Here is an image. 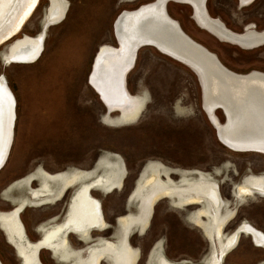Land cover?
<instances>
[{"label": "rangeland", "instance_id": "1", "mask_svg": "<svg viewBox=\"0 0 264 264\" xmlns=\"http://www.w3.org/2000/svg\"><path fill=\"white\" fill-rule=\"evenodd\" d=\"M60 1L66 7L62 20L46 24L51 0H40L22 32L0 47V77L6 78L16 100L13 142L7 162L0 170V213L13 212L15 208L8 197L10 191L6 192L12 183L14 190L15 184L34 171L52 179L77 173L88 176L92 173L88 171L95 168L99 159V162L104 160L106 154L120 158L126 167L120 189L109 195L94 194L102 203L107 223L116 228L118 219L136 213L135 206L128 205V197L142 169L150 162L170 169L204 173L221 169L215 179L221 197L229 203L235 198L236 186L246 176L264 174L263 154L235 152L221 144L214 124L203 110L202 88L197 76L159 50L141 48L134 69L127 74L130 95L146 99L142 113L133 123L119 122L121 114L110 113L89 85L98 52L104 47H119L114 33L117 17L123 11H134L156 0ZM207 2L208 16L219 19L230 31L237 34L264 31V0H254L249 6L240 0ZM166 11L185 35L216 55L229 71L239 75L253 71L264 74V47L246 50L217 39L199 27L186 4L170 2ZM40 36H43V48L36 61L13 64L4 61L3 53L9 46ZM213 115L225 125L221 110ZM95 175L93 171L91 179ZM176 178L172 177L174 181ZM32 184L34 189L39 187L37 182ZM70 187L75 188V184ZM14 195L19 197L17 193ZM66 201L26 207L20 216L31 241L38 242L43 237L36 231L41 224L54 218L60 217L57 222L63 219ZM232 206L236 208V220L228 224L229 229L248 223L264 234V196L257 194L237 205L233 201ZM91 208L87 201L81 206L86 215H91ZM197 208L176 209L163 199L153 207L146 232L139 235L145 239L138 240L135 247L146 250L151 240L162 241L169 261L202 264L211 253L207 232L202 227L205 223L198 218L195 224L186 220V214ZM77 214L81 218L80 210ZM226 228L224 234L228 236L232 232L226 234ZM71 243L76 250L85 247L72 240ZM40 258L42 264H60L47 251L42 250ZM221 260V264H264V246L259 247L252 237L242 235ZM0 261L20 264L1 230Z\"/></svg>", "mask_w": 264, "mask_h": 264}, {"label": "bare ground", "instance_id": "2", "mask_svg": "<svg viewBox=\"0 0 264 264\" xmlns=\"http://www.w3.org/2000/svg\"><path fill=\"white\" fill-rule=\"evenodd\" d=\"M39 1L0 0V47L13 41L22 32L37 9ZM157 1L160 0L142 5L143 7L151 5V7L143 9L140 13H134V15L125 13L116 27L120 42L119 47L117 49L104 47L98 52L90 82L100 93L107 110L112 114H121L119 122L124 124L133 123L139 118L146 99L145 97L134 98L130 95L127 90L126 77L135 67L136 56L140 51L136 52L138 44L140 42L150 43L156 46L161 53L191 65L197 73L203 90V108L227 148L235 152H253L264 155V74L253 71L246 75H239L229 71L221 64L220 67L225 72L222 71L215 63L216 58L218 59L216 55L197 43L206 55L186 44L181 35L187 40L190 38L184 34L178 22L168 16L167 11L163 9L164 6L160 4L161 2L156 3ZM173 1L182 4L192 3L195 8L194 18L199 27L215 35L221 41L246 50L264 47V32L250 30L243 34H237L230 31L219 19L212 20L208 16L206 7L204 9V6H201L202 0ZM240 2L249 6L253 0H240ZM49 8L46 24H53L63 19L66 10L63 2L51 0V7L49 6ZM42 48L43 36L36 39L26 38L14 46H9L7 51L3 53V59L11 64L31 63L40 57ZM15 106L16 100L12 91L8 84L6 85L5 78L0 77V167L5 166L13 142ZM216 107H221L224 110L227 117L225 125H221L213 115ZM111 122L114 123V121ZM120 174L121 171H116L114 174L113 189L117 185ZM33 179L36 181L41 179L44 186L38 191H29L31 202L27 199H21L17 203L15 202L17 207L13 209V212L0 213V219L3 222L2 229L8 240L18 248L22 264H42L40 258L42 250H51L55 257H60L65 262L70 261L68 264H77L73 262L74 256L65 249V237L70 232H76L86 237L92 229L104 225L100 203L89 194L94 185L107 183V178L100 177L90 184L81 186V191L71 206V213L66 223L63 226L53 227L51 232L44 234L36 243H31L27 236H24L23 223L18 217L19 211L24 207L45 202L48 194H54L51 195V200L58 198L55 196L58 194L48 190L55 188V191H59L61 187L66 189L76 182L84 180L85 177L83 174L77 173L69 176H57L52 179V177L36 173ZM59 183L63 185L59 186ZM252 185L255 193L264 196V190L261 189L264 188V177L253 180ZM187 187L189 188L179 187L175 193H190L194 198L191 200L192 203L205 202L211 206L208 215H205L207 216V223L205 226L202 225L203 230L207 232V236L211 240V253L203 264H221V259L235 247L241 235L252 237L255 245L259 247L264 246V234L258 232L248 223H242L229 236H223L225 235L223 228L229 221L231 212L228 211L224 214L222 211L224 204L218 185L202 179L188 184ZM162 194L170 196V191L165 190ZM246 194L249 195L251 192L238 193L236 203ZM86 201L92 206L91 215H86L81 210V206L86 204ZM77 210L81 211V218L78 217ZM115 249L116 247H114V254L110 255L113 264H134L135 257L126 258L123 253H119ZM37 253H39L38 257ZM102 255L104 253L101 250L95 249L83 264H99ZM0 264L3 263L0 261ZM156 264L172 263L159 258ZM175 264L191 263L180 262Z\"/></svg>", "mask_w": 264, "mask_h": 264}, {"label": "flooded vegetation", "instance_id": "3", "mask_svg": "<svg viewBox=\"0 0 264 264\" xmlns=\"http://www.w3.org/2000/svg\"><path fill=\"white\" fill-rule=\"evenodd\" d=\"M253 3H254V0L251 4H253ZM99 161H100V159L98 160L94 169H92L91 171H88V172H92V173L94 171V173H96L94 179H91V177H90L92 173H90L88 176H84L85 177L84 180H80V181L75 183V188H77V189L72 188V187L64 189L61 187L62 189L60 188L59 191H55L56 190L55 188L48 190V191H54L55 194H58V195H55V196H58V198L51 200V198H52L51 195H54V194H51V195L48 194V196H46V198H45L46 201L43 202L44 204L43 203H40V204H42L43 206H49V204H47L49 202L52 203V202L56 201L55 204H57V203H60L63 199H67L66 203H67L68 207H67V205L65 206V211H66V208H67V211H66V213H64V217L60 222H57L60 220V217H59V218H54L51 221H48L46 223L41 224L36 229L37 233H39L40 235L43 236L44 234L49 233V231L51 232V229L53 227L63 226L66 223V220L68 219V217L71 213V206H72V204H74L75 199L77 197V194L81 191V186H85L87 184H90L94 180H98L100 177H106L107 183L96 184L93 186V190L91 191L90 194H89V191L87 192L95 200H98L94 196V194H98L96 192H102L106 195H109L112 192H114L115 190L120 189L122 187L124 180H125V177H126V167H125V164L122 162V160L120 158L114 157L113 155H107L106 154V158L104 160H102L101 162H99ZM102 162H104V163L102 164ZM116 171H121V174H120L119 180L117 182V185L113 189L112 185L114 182V174ZM220 172H221V169H217L215 173H204V172L196 171V170L187 171V170H179V169H170V168H168V167H166L160 163H157V162L148 163L141 171L140 177L138 178V180L136 182V186H135V189L133 191V194L132 195L130 194L128 197V200H129L128 205L130 207L135 206L136 213L133 215H129L128 217L126 216V217H123L120 219L117 218L118 219V221H116L117 228H116V226L112 227L109 223H107V221L104 217V213H103V209H102V203L100 202V200H98L101 203L100 208H101V215H102L104 225L100 228L92 229V231L86 237H83V236L79 235V233H76V232H70L65 237V239H66V245H65L66 251H68L69 254H72L74 256L73 262H75L77 264H83L89 258V256L92 254V252L95 249L101 250L104 253V255L101 256V260H100L99 264H113V261L111 260L110 255L114 254V247H116L115 250H118L119 253H123L126 258H131L132 256L135 257L134 264H137V262H139V261H144L145 264H156V263H158L159 258H163L164 260H166L167 262H170L172 264L180 263V262L169 261L165 257L166 253H165V248H163L164 251L162 249V247H164V244L162 241L156 242V241L151 240L149 242V245H148L146 250L143 248H136L135 246L137 245V241L145 239V237L140 239L139 235H142L146 232L147 226H148L149 221L152 217L153 207L155 205L159 204V202L162 201L163 199H167V201L171 202L173 207L176 209H186V208H190L192 206H198L197 209L190 210L188 212V214H186V220L190 224H193V223L195 224V222H197V218H198V220H200L201 222H204L206 224L207 223V216H205V215H208V212H209L211 206H209L205 202L197 203V204L192 203L191 200L194 198L191 196L190 193L179 194V193H175V190H177V188H179V187H184L185 189L189 188V187H187L188 184L200 181L202 179H204L208 182H213L214 184L218 185L215 177L217 175H220ZM36 173L37 172L34 171L30 175L22 178L21 179L22 181L15 184L16 190L15 189L13 190V183L7 188L6 192L13 191V196H8V197H9L10 201L12 199V203L14 204L15 208L17 207L16 203L18 201H20L21 199L30 200L31 194L29 193V191H32V192L38 191L39 189H41L44 186V183L41 182V179H39V181H36L33 179V176ZM174 175L178 176V178H176L175 181L172 179V177ZM64 176H66V175H64ZM260 177H264V174H261L258 176H254V175L246 176L243 179L242 184L239 186H236L235 194H234L235 198L232 200L231 203L227 202V200H225L221 197L223 204H224V209L222 211H224V214H226L228 211L231 212V217H230L229 221L227 222L226 226H224L223 231L225 230V228L228 226V224L230 222H232L233 220H236V213H235L236 208H234L232 206V204H233V201H236V197H237L238 193L243 194L245 191L251 192V194H249V195L246 194L242 197L241 200H238L236 205L239 202H243L244 199H246L248 197H250V198L256 197L257 193H255V191L253 190L252 181L257 180ZM60 180H63V179H60ZM33 182H37L39 184V187L37 189H34L37 186L34 187L35 184H32ZM31 184L33 185L34 188L31 187ZM62 185H63L62 183H59V186H62ZM175 186H176V189H175ZM261 189L264 190V188H261ZM165 190L170 191V196L162 194ZM142 192H143V194H142ZM15 193L19 194V197H14ZM30 202H31V200H30ZM42 205H40V206L42 207ZM192 219H193V221H192ZM20 220H21V217H20ZM61 222H62V224H61ZM57 223H60L61 225H55ZM237 223L238 222H236L235 224H237ZM23 227H24V224H23ZM234 227H237V225H235ZM232 229L233 228L229 229L227 227L226 228V234H229L231 232L233 233L236 230L235 229L232 231ZM115 230H116V234L114 235ZM2 231L4 232L3 229H2ZM24 231H25L24 236L25 237L27 236V238L31 241V239L27 235L25 227H24ZM4 234L6 236L5 232H4ZM109 235H111V238L109 237ZM132 235L133 236L138 235V236L133 237ZM223 236H225V235H223ZM136 237H138V238H136ZM39 238H40V236H39ZM131 238H133V240H131ZM6 240H7L8 244L10 246H12V248L14 249V251L16 252V254L18 255V257L21 261V257L19 256V252L17 250L18 248L16 246H14L8 240L7 236H6ZM71 240L74 244L76 243L78 245L85 246V247L82 249L76 250L72 247ZM207 240H208L207 242L210 244L211 240H209L208 238H207ZM32 242H36V241H31V243ZM103 247H107V248H103ZM131 247L133 249H135L136 251L132 250ZM43 251H47L48 253H50L52 255L53 259L57 260V262H60V264H68L70 262V261L65 262V261L61 260L60 257H57V256L55 257L51 250H43ZM61 257H63V256H61ZM205 260L202 262V264L205 262ZM183 262L188 263L186 261H183Z\"/></svg>", "mask_w": 264, "mask_h": 264}, {"label": "water", "instance_id": "4", "mask_svg": "<svg viewBox=\"0 0 264 264\" xmlns=\"http://www.w3.org/2000/svg\"><path fill=\"white\" fill-rule=\"evenodd\" d=\"M159 2H161L160 4H162V6H164V8L163 9H167L166 8V6L170 3V2H174L173 0H160V1H157L156 3H159ZM206 2H207V0H202V2H201V6H204V9H205V7H206ZM185 5V4H184ZM187 6H189L191 9H192V13H193V18L195 17V8H194V6H193V4L192 3H190V4H186ZM148 7H151V5H148V6H145V7H143V6H141V7H139L138 9H136V10H134V11H123L118 17H117V19H116V21H115V24H114V33H115V37H116V39H117V45L119 46L120 45V42H119V40H118V34H117V30H116V27H117V23L122 19V16H124V14L125 13H129L130 15H134V13H140L143 9H146V8H148ZM166 19V18H165ZM194 21H196L195 20V18H194ZM175 29L177 30V28H176V26H175ZM213 35V34H212ZM215 36V35H214ZM181 37H182V39L186 42V44H188L189 46H191L193 49H197V50H199V51H201V52H203L204 54H205V52L200 48V46L198 47V45L196 44V43H194L193 41H191L190 39V41L189 40H187V39H185L182 35H181ZM216 37V36H215ZM217 38V37H216ZM217 39H219V38H217ZM143 42V41H142ZM138 44V43H137ZM139 46H138V48L136 49V52L138 51V50H140L141 48H143V47H153V48H155V49H157V50H159L156 46H154V45H152V44H150V43H139L138 44ZM197 47V48H196ZM206 55V54H205ZM208 56V55H207ZM208 57H210V56H208ZM172 59H174V60H176V61H178V62H180V63H182V64H184L185 66H187L188 68H190L194 73H195V75L197 76V78H198V81H199V83H200V78L198 77V75H197V73L194 71V69H192V67H191V65H188V64H186V63H184V62H182V61H180V60H177L176 58H174V57H171ZM211 59H213V58H211ZM213 61L215 62V60L213 59ZM94 63H95V61H94ZM216 65L218 66V67H220V66H222L221 65V62L219 61V59H217L216 58ZM220 69L222 70V71H224V69H222L221 67H220ZM93 70H94V64H93V67H92V71H91V74H90V77H91V75L93 74ZM225 72V71H224ZM90 77H89V85L96 91V93L100 96V93L94 88V86L91 84V82H90ZM5 83H6V85H7V81H6V78H5ZM200 85H201V83H200ZM201 88H202V85H201ZM100 99L102 100V98H101V96H100ZM202 101H203V103H204V99H203V90H202ZM203 110H204V108H203ZM218 110H221L224 114H225V112H224V110L221 108V107H216L215 109H214V111L213 112H216V111H218ZM204 112H205V110H204ZM206 113V112H205ZM208 115V114H207ZM209 116V115H208ZM225 122L227 121V117H226V114H225ZM215 128V127H214ZM215 131H216V134H217V137H218V139H219V141L221 142V144L224 146V147H226L227 148V146L221 141V139H220V137H219V134H218V131L216 130V128H215ZM4 166V165H3ZM3 166H1L0 167V170L2 169V167ZM141 174V173H140ZM139 177H140V175H139ZM136 186V185H135ZM134 186V187H135ZM134 189V188H133ZM133 191V190H132ZM132 191L130 192V193H132ZM11 196H13V191H10V193H9ZM10 203H11V201H10ZM12 205H13V203H11ZM13 207H14V205H13ZM26 208L24 207V208H22L20 211H19V213H18V217H19V219H20V215L22 214V212L25 210ZM2 225H3V222L1 221V219H0V230L2 231ZM237 227H234L233 229H232V231L233 230H235ZM3 232V231H2ZM24 233H25V231H23ZM3 234H4V232H3ZM4 237L6 238V236L4 235ZM209 253V252H208ZM38 254L39 253H37V257H38ZM18 256V255H17ZM19 258V257H18ZM223 263H224V260H223ZM20 264H22V262H20Z\"/></svg>", "mask_w": 264, "mask_h": 264}]
</instances>
